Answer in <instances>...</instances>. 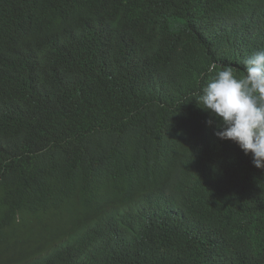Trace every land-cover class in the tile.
Instances as JSON below:
<instances>
[{
    "label": "trees",
    "instance_id": "16d2710c",
    "mask_svg": "<svg viewBox=\"0 0 264 264\" xmlns=\"http://www.w3.org/2000/svg\"><path fill=\"white\" fill-rule=\"evenodd\" d=\"M261 50L264 0H0V264H264V169L195 100Z\"/></svg>",
    "mask_w": 264,
    "mask_h": 264
},
{
    "label": "clouds",
    "instance_id": "9594fccd",
    "mask_svg": "<svg viewBox=\"0 0 264 264\" xmlns=\"http://www.w3.org/2000/svg\"><path fill=\"white\" fill-rule=\"evenodd\" d=\"M243 65L244 75L237 77L231 67L210 63L207 72L215 75L195 100L209 113L208 126L219 121L214 135L237 144L256 168L264 169V50L247 56Z\"/></svg>",
    "mask_w": 264,
    "mask_h": 264
}]
</instances>
